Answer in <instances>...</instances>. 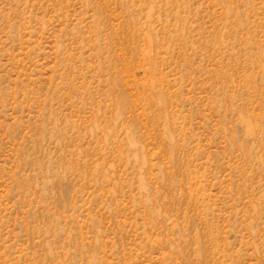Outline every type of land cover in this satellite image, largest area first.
<instances>
[{
    "label": "rangeland",
    "instance_id": "rangeland-1",
    "mask_svg": "<svg viewBox=\"0 0 264 264\" xmlns=\"http://www.w3.org/2000/svg\"><path fill=\"white\" fill-rule=\"evenodd\" d=\"M0 264H264V0H0Z\"/></svg>",
    "mask_w": 264,
    "mask_h": 264
}]
</instances>
